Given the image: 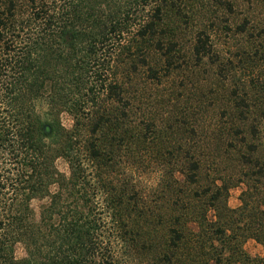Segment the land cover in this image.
<instances>
[{"label": "trees", "instance_id": "16d2710c", "mask_svg": "<svg viewBox=\"0 0 264 264\" xmlns=\"http://www.w3.org/2000/svg\"><path fill=\"white\" fill-rule=\"evenodd\" d=\"M28 2L30 29L18 36L15 58H1L14 50L5 36L24 27L12 22L10 10V16L0 12V71L8 79L0 147L13 157L16 190L24 197L13 208L0 191V264H264V254L243 247L252 238L264 249V161L259 144L249 140L259 126L248 122L252 115L264 119V110L233 92L220 115L226 122L158 127L152 117L133 118V102L141 98L127 85L138 69L145 67V81L156 86L162 70L185 69L174 64L177 58L189 57L194 69L212 56L206 29H196L187 47L183 40L199 6L193 0ZM246 23L237 26L240 33H248ZM62 113L71 116V128ZM171 132L179 139L170 141ZM125 148L152 152L161 164L149 193L114 179ZM226 156L239 176L227 179L215 168ZM59 157L69 164L68 176L56 166ZM208 165H214L210 174ZM232 180L244 185L236 208L227 204ZM45 197L38 219L30 218L28 202Z\"/></svg>", "mask_w": 264, "mask_h": 264}, {"label": "rangeland", "instance_id": "374dc122", "mask_svg": "<svg viewBox=\"0 0 264 264\" xmlns=\"http://www.w3.org/2000/svg\"><path fill=\"white\" fill-rule=\"evenodd\" d=\"M227 1L231 9L224 4ZM193 3L199 6L200 11L196 12L197 17L183 32L185 46H189L191 36L196 29L204 28L212 43V56L206 58L204 63L194 69L192 63L187 62L189 57L177 58L174 64L185 65V69L180 68L170 75L162 70L161 84L156 86L145 81L147 76L145 67L138 69L136 75H133V82L127 85L129 94H134L137 90L138 97L141 98V101L133 102V118L141 116L144 120H148L152 117L158 127L168 122L172 124L175 120L186 121L188 127L198 122L203 127L217 120L226 122L228 117L226 115L220 117V115H222L221 112L228 110L229 98L233 96V92L238 98H246L251 108L264 110L262 95L264 94V0H198L196 3L193 0ZM30 8L28 0H11V4L10 0H0V12H5L8 16L13 13L14 16L10 17L12 22L19 27H24L23 33H13L9 30L5 37L13 39V44L11 42L10 45L14 50H11L9 55L3 54L1 58H15L13 54L19 52L20 37L18 36H26L25 33H28L30 29L28 27L31 24ZM245 21L248 33H240L237 26ZM187 64L190 65V69H187ZM2 71H0L1 124L4 123V116H6L5 88L8 80L2 75ZM144 82L146 83L143 86ZM192 112L200 115H193ZM196 117L199 119L197 122ZM258 118L256 115L250 116L248 122L258 124L260 134L258 132L252 136L253 133H250L249 140L259 144V156L264 161V119L258 120ZM60 120L64 127L71 128L72 118L69 114L62 113ZM248 124L244 130L245 128L247 130ZM179 137L174 132L168 135L172 142ZM129 149L130 151L125 148L118 153L121 158L117 157L120 162L114 167L113 177L115 180L129 182L130 185L135 184L141 191L149 193L155 189L163 173L162 166L158 164L152 152L138 148ZM236 164L232 157L226 156L218 160L215 168L220 169L221 175L228 179L239 176ZM56 166L63 174L69 175L70 168L65 158L59 157L56 160ZM169 166H172V163ZM213 166H206L209 174ZM166 170L168 171L167 168ZM16 172L13 157L4 147H0V187L4 183L7 186L6 189L0 188V191L5 193L6 201L13 203V208L22 206L24 203V197L20 195V192L18 193V189L16 190L18 188L15 182ZM230 182L227 204L231 208H236L240 205V194L244 185L236 180ZM56 189L55 186L51 187V191ZM47 201V197L31 199L28 202V216L38 219L40 208ZM243 247L252 256L264 254L262 245L252 238H248ZM24 253L23 246L17 244L15 255L21 258Z\"/></svg>", "mask_w": 264, "mask_h": 264}]
</instances>
